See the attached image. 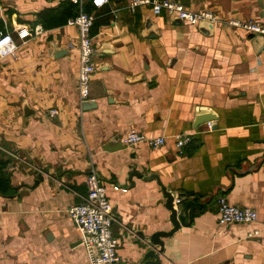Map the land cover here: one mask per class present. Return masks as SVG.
<instances>
[{
  "label": "crops",
  "instance_id": "0c3cea01",
  "mask_svg": "<svg viewBox=\"0 0 264 264\" xmlns=\"http://www.w3.org/2000/svg\"><path fill=\"white\" fill-rule=\"evenodd\" d=\"M68 1L0 0V31L18 46L0 62V155L17 187L0 194V264H91L68 209L85 200L92 165L114 203L122 264L138 262L150 236L172 228L156 180L133 177L128 187L134 169L157 173L179 199L196 203L191 223L164 239L161 264H264V233L251 236L262 225H220L216 213L224 197L264 215V48L257 53L251 32L229 23L264 25V0H176L212 12L211 35L151 6L133 12L130 0L97 7L93 14L109 21L93 34L100 68L90 83L96 107L88 110L80 103L79 29L67 25ZM148 17L158 37L143 36ZM38 25L44 31L34 34ZM23 28L32 35L21 38ZM53 43L69 52L53 56ZM201 106L217 115L212 125L194 126ZM132 129L166 143L103 148ZM183 133L192 141L180 154L175 136ZM177 204L188 220L185 201Z\"/></svg>",
  "mask_w": 264,
  "mask_h": 264
},
{
  "label": "built area",
  "instance_id": "2783aa9c",
  "mask_svg": "<svg viewBox=\"0 0 264 264\" xmlns=\"http://www.w3.org/2000/svg\"><path fill=\"white\" fill-rule=\"evenodd\" d=\"M80 4V12L67 20V25L76 26L79 29V73L78 87L80 94V103L90 99V83L93 75L96 73V47L91 34L95 16L83 9L84 0H72ZM109 0H93V3L100 7ZM141 6H151L154 14L167 12L182 18L186 22L198 24L201 20H212L216 17L210 11H193L187 8L183 3L176 0H130L129 9L135 11ZM230 24L258 35H264V25L254 21L231 20ZM42 25H38L34 34L43 32ZM18 34L21 38L32 35L30 30L20 29ZM17 44L11 32L0 31V62L7 57L14 55L17 50ZM58 109H50V115L58 114ZM211 124L209 123V126ZM122 141L126 146H135L140 143H146L151 147H160L165 145L166 137L163 135L149 136L136 129L128 131ZM177 150L180 154L184 153V147L192 141V135L188 133L175 136ZM87 195L85 200L71 206L68 214L76 224L81 233V243L86 248L91 264H122L119 254V238L113 230L114 203L110 199L106 185L95 166H91L86 177ZM114 189L126 192L128 189L124 186L114 184ZM218 222L220 225L233 223H260L262 226L256 229L252 235L264 233V215L251 207H243L228 202L226 198H221L216 207Z\"/></svg>",
  "mask_w": 264,
  "mask_h": 264
},
{
  "label": "water",
  "instance_id": "95a60500",
  "mask_svg": "<svg viewBox=\"0 0 264 264\" xmlns=\"http://www.w3.org/2000/svg\"><path fill=\"white\" fill-rule=\"evenodd\" d=\"M176 24L184 23V20L180 17H176ZM198 28L200 31L205 33L206 35H211L215 28V22L212 20H201L198 23ZM160 35L158 25L153 23L152 18L148 17L146 19L143 36L146 38H154ZM249 37L252 38V43L254 44L255 50L257 53L261 52L264 48V35L255 36L254 33H250ZM52 50L54 52L53 56L59 57L67 54L69 50L64 46H58L57 43H53ZM102 53L110 52V50L100 49ZM96 68L99 69L100 65L97 64ZM81 107L83 110H88L92 107H96V103L93 99H88L82 102ZM24 113L29 115L34 112L32 108L26 104L23 106ZM217 120V115L211 108L201 106L198 109V114L196 119L194 120V126L198 127L204 123H210L212 125L213 121ZM126 147L122 142V136H116L112 140L108 141L103 148L107 151H115ZM133 177H137L143 179L144 181H152L156 180L160 186V190L162 191L165 197V206L170 211L169 221L172 224V228L169 230H159L154 232L150 236V243L148 244V248L145 250L141 259L135 264H161L162 260L160 258L161 253L164 252V239L173 236L176 234L183 226L189 225L192 221V217L194 215L196 209V203L193 200L189 199V196H185L183 198H178L177 192L171 190L166 184L163 183L160 176L155 172L142 173L136 169H134L129 176L130 186H135V182L133 181ZM42 178V176H41ZM39 183V180L36 181ZM125 187V186H124ZM127 188V187H126ZM177 201H185L186 205L189 207L188 220L184 214L179 213V208ZM77 242V244H79Z\"/></svg>",
  "mask_w": 264,
  "mask_h": 264
},
{
  "label": "trees",
  "instance_id": "16d2710c",
  "mask_svg": "<svg viewBox=\"0 0 264 264\" xmlns=\"http://www.w3.org/2000/svg\"><path fill=\"white\" fill-rule=\"evenodd\" d=\"M68 8L69 13L67 14V20L71 17L76 16L80 12V4L75 3L73 1H68L67 5L65 6ZM97 6L93 3V7L89 6V4L83 3V9L88 13H93V10L96 9ZM95 20L94 24L91 29V34L96 33L97 29L108 23L109 20H103L98 13H95ZM66 20V22H67ZM10 160L7 158H4L2 155H0V194L3 196H10L14 193H16L17 187H13L11 184V173L8 172V166H9ZM185 196V195H184Z\"/></svg>",
  "mask_w": 264,
  "mask_h": 264
}]
</instances>
